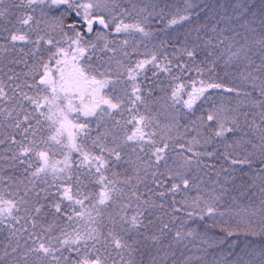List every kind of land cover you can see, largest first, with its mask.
I'll use <instances>...</instances> for the list:
<instances>
[{
	"label": "snow or ice",
	"instance_id": "1",
	"mask_svg": "<svg viewBox=\"0 0 264 264\" xmlns=\"http://www.w3.org/2000/svg\"><path fill=\"white\" fill-rule=\"evenodd\" d=\"M0 264H264V0H0Z\"/></svg>",
	"mask_w": 264,
	"mask_h": 264
}]
</instances>
